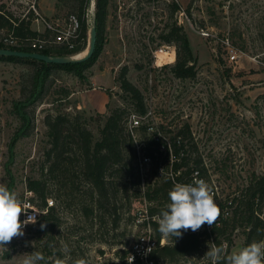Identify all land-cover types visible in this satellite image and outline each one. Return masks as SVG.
I'll use <instances>...</instances> for the list:
<instances>
[{"label":"rangeland","instance_id":"374dc122","mask_svg":"<svg viewBox=\"0 0 264 264\" xmlns=\"http://www.w3.org/2000/svg\"><path fill=\"white\" fill-rule=\"evenodd\" d=\"M31 1L0 0V10L8 11L14 21L28 17L32 20V11L23 15ZM46 2L55 4V17L60 21L70 12H78L79 0ZM175 4L178 9H174ZM94 5H87L84 49ZM175 26H180L188 37L195 57L191 77H177L172 69L177 47L174 40L166 37ZM6 30L0 28V37ZM40 33L51 34L45 29ZM226 36L238 54L235 61L228 59L223 42ZM123 70L142 92L144 115L136 113L129 94L120 88ZM30 72L28 64L0 60V183L22 200L30 199L34 208H29L28 215L37 220L23 228V236L14 237L5 249L0 248V264H22L25 256L33 252L45 257L38 264H54L57 257L65 259L66 264L81 258L88 264H124L123 249L144 228L149 225L152 234H157L150 221L157 215L151 218L147 211L153 202L143 197L145 179L154 175L150 174V161L143 159L141 133L132 130L136 157L130 163L132 169H123L117 177L115 212L109 202L105 208L85 215L82 206H90L85 194L90 189L88 185L77 180L81 190H70L65 177H53L47 171L51 163L45 122L48 113H66L90 130L93 140L99 138L100 127L115 107L126 109L124 117L129 129L133 119L171 128L187 122L206 162L208 179L222 195L243 186L252 172H264V0H109L99 50L84 68L83 77L55 70L48 81V92L31 107L33 128L11 147L18 125L11 101L28 89ZM70 147L74 150L73 144ZM31 178L44 182L47 198L55 207L54 218L38 221L46 208H40V198L28 189ZM261 210L264 217V205ZM20 219H27V215L22 213ZM41 224L45 225L43 229ZM214 236L207 231L204 244L196 252L175 262L159 261L210 264L204 256ZM227 237L234 244L231 251L241 249L244 236L240 228ZM225 239L226 236L222 244L226 246ZM65 245L68 252L64 251Z\"/></svg>","mask_w":264,"mask_h":264},{"label":"trees","instance_id":"16d2710c","mask_svg":"<svg viewBox=\"0 0 264 264\" xmlns=\"http://www.w3.org/2000/svg\"><path fill=\"white\" fill-rule=\"evenodd\" d=\"M108 3L109 0H95L96 45L92 55L84 61L54 63L30 57L0 55V60L25 63L31 67L28 89L23 95L11 101V112L18 119V125L11 138V147L17 139L26 136L33 128L31 107L42 100L48 92V81L52 80L55 70L64 69L83 77L84 68L93 62L99 50ZM87 5L88 0H79L78 12H73L79 20L81 37L74 49L53 44L39 51L46 54L68 55L83 50L86 46L88 28ZM174 9H178L176 4ZM30 21V17L18 18L14 21L8 11L0 10V28L13 29L14 34L19 38L41 34L31 29ZM166 38L168 41L174 40L177 47L176 60L172 68L174 74L180 78L193 76L195 57L188 37L181 32L180 26H175ZM0 47L33 50L25 45H9L2 42ZM120 80V88L129 94L136 113L144 115L146 106L140 89L125 77L124 70L121 72ZM125 112L126 109L121 107L112 109L100 127V136L96 140H93L90 130L77 120L70 119L66 113L54 115L48 113L45 117L51 142V147L47 151L51 157V163L47 171L53 177L58 178V175L65 177L70 183V190H81L79 182L76 183L77 180L84 181L88 185L90 189L86 193L83 192L87 194L90 201V206H82L85 215L91 214L96 208H105L109 202L112 203V212H115L116 206L113 200L119 188H117V184L119 185L117 177L123 169H132L130 163L136 157L132 130H136L141 133L143 144L141 151L143 157L149 158L150 174L154 175L153 178L145 179L143 189V197L153 202V205L147 207L149 215H158L170 202L168 192L175 183L189 184L196 179H203L211 186L215 202L221 210V215L214 225L205 224L196 232L189 229L183 233L182 238H174V244L167 241L163 245H157L151 254L155 260L163 259L172 263L182 256L196 252L204 244L203 235L207 231L215 234L211 243L218 246L223 243L222 238L226 236L228 254L232 252L231 248L234 244L227 236L235 229L240 228L244 236L241 248L250 242L264 240V217L260 214L261 206L264 205V172H252L243 186L222 195L214 190L208 179L206 162L187 122L182 123L178 128H171L170 125L141 121L129 129L125 123ZM72 144L74 150L70 147ZM6 169L9 173V168L6 167ZM27 186L40 198V208L42 210L46 208V211L38 216V221L54 218L55 207L47 206L44 182L41 179L31 178ZM150 221L157 229L156 221L154 219ZM114 222H116L115 219ZM156 237L160 239L161 235L157 232ZM125 252L126 250L123 249L121 255L123 262Z\"/></svg>","mask_w":264,"mask_h":264},{"label":"clouds","instance_id":"9594fccd","mask_svg":"<svg viewBox=\"0 0 264 264\" xmlns=\"http://www.w3.org/2000/svg\"><path fill=\"white\" fill-rule=\"evenodd\" d=\"M169 203L154 218L158 227L156 231L174 244V238H182L189 229L198 231L202 225H214L221 215V210L215 202L213 189L203 179H196L192 183H175L168 192ZM29 205L22 200L14 190L6 184L0 183V248L10 243L14 237L23 236V228L37 222L34 215H28ZM33 212V211H32ZM27 219L21 220V214ZM45 227L41 224V229ZM64 251L68 252L65 245ZM151 251V248L146 250ZM204 259L210 264H264V240L253 241L246 247L226 252V246L212 243L205 253ZM45 260L40 252H33L25 256L22 264H38ZM54 264H66L65 259H54ZM74 264H88L81 258Z\"/></svg>","mask_w":264,"mask_h":264},{"label":"built area","instance_id":"2783aa9c","mask_svg":"<svg viewBox=\"0 0 264 264\" xmlns=\"http://www.w3.org/2000/svg\"><path fill=\"white\" fill-rule=\"evenodd\" d=\"M32 11L36 19H40L44 24V29L50 32V36L47 34H38L36 36H28L24 38H19L14 34L13 29H7L4 34L0 37V42L9 45H25L33 49L32 51H38L44 49L45 47L53 44L64 45L68 49H74L77 42L81 39L79 32V20L77 16L73 13H69L66 18L62 21L50 20L48 21L36 8L34 0L28 3L25 15L27 12ZM15 24V22H13ZM208 34V33H206ZM226 44L228 51V59L230 61H235L238 57L236 50L231 46L228 36L223 39ZM139 124L138 119H133L130 126H136ZM144 160H149L147 157H143ZM28 202L29 208H34L30 199L24 198ZM53 204L51 198H47V206ZM148 216V215H147ZM154 218V215H150ZM150 222H148L149 224ZM165 239L160 237L157 239L155 235L152 234L151 227H146L143 231L130 243L129 247L126 248L124 256V264H161L159 260H155L151 254L157 245H163ZM151 248L150 252L146 250Z\"/></svg>","mask_w":264,"mask_h":264},{"label":"water","instance_id":"95a60500","mask_svg":"<svg viewBox=\"0 0 264 264\" xmlns=\"http://www.w3.org/2000/svg\"><path fill=\"white\" fill-rule=\"evenodd\" d=\"M88 3L94 4L93 0H88ZM96 21L93 18L92 24L88 30V45L86 47V52L82 56H75V55H56V54H46L43 52L38 51H24L6 47H0V55H14L19 57H30L39 60H43L45 62H54V63H74V62H81L88 59L96 45Z\"/></svg>","mask_w":264,"mask_h":264},{"label":"crops","instance_id":"0c3cea01","mask_svg":"<svg viewBox=\"0 0 264 264\" xmlns=\"http://www.w3.org/2000/svg\"><path fill=\"white\" fill-rule=\"evenodd\" d=\"M36 8L43 16L50 18L52 17V21L59 19L58 16L55 17V12H56L55 4L50 6L47 4L46 0H37ZM30 23H31L30 24L31 29L40 32L44 30V24L40 19H36L35 16L30 21Z\"/></svg>","mask_w":264,"mask_h":264},{"label":"bare ground","instance_id":"6f19581e","mask_svg":"<svg viewBox=\"0 0 264 264\" xmlns=\"http://www.w3.org/2000/svg\"><path fill=\"white\" fill-rule=\"evenodd\" d=\"M85 52H86V49H84V50H82V51H80V52H78V53H76L74 55L75 56H82V55H84Z\"/></svg>","mask_w":264,"mask_h":264}]
</instances>
